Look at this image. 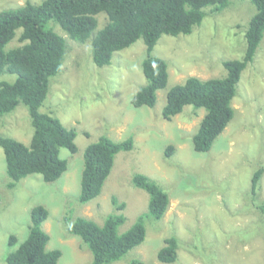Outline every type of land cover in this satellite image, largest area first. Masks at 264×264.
Wrapping results in <instances>:
<instances>
[{
	"label": "rangeland",
	"instance_id": "374dc122",
	"mask_svg": "<svg viewBox=\"0 0 264 264\" xmlns=\"http://www.w3.org/2000/svg\"><path fill=\"white\" fill-rule=\"evenodd\" d=\"M42 1L0 0V12ZM204 11L207 15L191 34L164 35L157 42L153 55L167 62L169 80L157 92L153 108L131 104L134 94L146 84L143 40L114 53L110 65L97 67L91 39L79 43L49 22L48 27L65 39L67 51L61 73L50 79L40 112L75 130L78 152L61 149L68 170L59 180L45 183L42 176L31 175L9 189L0 148V264H6V255L16 248L8 246L10 236L18 243L27 238L30 212L39 205L49 211L42 229L50 236L46 249L62 252L59 264L91 263L92 253L79 237L68 234L64 218L82 217L103 225L109 215L122 213L125 222L118 232L125 233L148 209V194L132 184L135 174L155 181L169 194L170 205L162 220L145 219V241L112 264H162L157 254L170 236L179 239L178 264H264V217L257 209L264 204V173L257 196H251L252 176L264 168V35L237 85L234 118L208 153L195 152L192 140L204 109L186 106L172 120L162 118L167 92L173 86L189 77L224 78L223 63L239 60L245 53V31L256 13L253 4L231 0L220 13H212L209 7ZM97 18L95 33L107 23L105 14ZM20 45L16 38L7 48ZM15 79V75L0 76V81L9 83ZM0 134L30 144L33 127L22 103L0 117ZM102 136L116 142L132 138L134 147L116 155L101 195L81 205L84 150ZM170 145L174 153L166 157ZM114 197L119 206L124 205L123 210L112 204Z\"/></svg>",
	"mask_w": 264,
	"mask_h": 264
},
{
	"label": "trees",
	"instance_id": "16d2710c",
	"mask_svg": "<svg viewBox=\"0 0 264 264\" xmlns=\"http://www.w3.org/2000/svg\"><path fill=\"white\" fill-rule=\"evenodd\" d=\"M244 1V0H242ZM256 9L245 31L247 46L239 60L225 61L227 75L224 78L201 80L189 77L173 86L166 95L162 118L170 121L181 114L186 106L195 110L204 109L205 114L192 137L194 151L208 153L217 138L233 120L232 106L237 95V85L242 73L254 60L264 35V0H249ZM231 0H43L40 4L26 2L14 9L0 12V76L15 75L9 83L0 81V117L10 114L22 103L28 110L33 135L29 145L0 134L9 189L31 176L40 175L45 183L59 180L68 170V161L60 157L61 149L71 154L78 152L75 144L76 132L66 128L58 118L40 112L52 77L60 74L65 60V39L48 27L49 22L58 24L71 39L85 43L91 39L92 59L97 67L110 65L114 53L129 48L143 40L146 57L142 72L146 84L132 97L134 108H153L157 92L164 89L169 80L168 64L153 55V50L162 36L189 35L201 25L207 15L220 13L229 7ZM99 14H105L107 23L95 33ZM18 31L20 34L17 37ZM22 44L7 48L13 40ZM134 141L128 138L121 142L102 136L86 147L83 156L80 193L81 205L98 198L109 177L120 152L133 150ZM174 147L168 146L165 156L171 157ZM264 168L257 169L251 180V196L254 199L260 188ZM134 187L149 196L148 209L138 217L136 223L125 233L118 229L125 216L109 215L103 225L68 215L64 221L69 235L79 237L93 255L89 264H112L122 260L130 251L139 247L146 238L145 219L160 221L165 216L170 197L155 181L143 174H135ZM112 204L119 210L114 197ZM264 217V204L257 205ZM49 211L36 206L30 212L29 233L18 243L10 236L8 246L15 248L5 257L6 264H59L62 252L47 250L50 236L42 229ZM72 221V222H71ZM179 239L170 236L164 240L157 259L162 264H178Z\"/></svg>",
	"mask_w": 264,
	"mask_h": 264
}]
</instances>
